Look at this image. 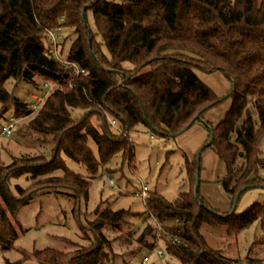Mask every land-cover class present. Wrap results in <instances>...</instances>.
Returning a JSON list of instances; mask_svg holds the SVG:
<instances>
[{
	"label": "trees",
	"instance_id": "obj_1",
	"mask_svg": "<svg viewBox=\"0 0 264 264\" xmlns=\"http://www.w3.org/2000/svg\"><path fill=\"white\" fill-rule=\"evenodd\" d=\"M53 29L69 32L59 54L83 74L76 76L72 65L46 56V31ZM70 36L74 40L66 49ZM195 70L220 72L232 82L231 108L216 126L205 114L221 100ZM9 79L31 83L41 95L44 83L60 86L34 112L30 101L7 92L4 83ZM0 102L4 111L12 105L20 121L34 115L28 138L53 146L51 159L25 156L0 167L2 251L14 249L19 237L14 218L35 197L66 196L76 212L106 163L117 155L132 162L131 133L138 126L174 139L202 124L200 119L206 121L203 125L213 130L214 140L204 150L212 149L225 166L220 183L232 201L231 211L240 190L246 188L241 199L250 189H264L258 176L264 168V0H0ZM74 111L83 114L75 116ZM109 119L117 122L118 130ZM65 157L85 166L88 176L71 172ZM59 170L64 174L55 176ZM198 171L199 163L188 164L195 188ZM23 176L29 186L12 189L13 180ZM195 188L173 203L157 193L147 196L140 235L129 233L127 240H119L127 246L135 242L136 252L152 250L157 246L156 219L179 240L177 244L161 236L178 264H237L210 248L202 228L234 236L264 217V205L229 215L214 209L199 189L200 204ZM131 216L137 215L99 206L95 218L82 227L87 245L73 251L45 248L32 257L40 264H113V243L105 230L123 235ZM28 259L24 254L16 264Z\"/></svg>",
	"mask_w": 264,
	"mask_h": 264
},
{
	"label": "rangeland",
	"instance_id": "obj_2",
	"mask_svg": "<svg viewBox=\"0 0 264 264\" xmlns=\"http://www.w3.org/2000/svg\"><path fill=\"white\" fill-rule=\"evenodd\" d=\"M68 33L62 31V37L67 38ZM68 40L66 49L71 46L74 38L70 36ZM194 72L211 89L213 95L221 100V104L205 114L206 121L216 126L225 119L231 108L232 100L229 95L233 90L232 82L220 72ZM4 88L14 98L26 101H30V95L37 91L33 84L14 79L7 80ZM73 113L75 116L83 114L81 111ZM33 116L21 119L12 136L0 135V167L9 166L14 159L25 156L44 155L51 159L53 146L28 138V125ZM11 117H18L13 106H8L4 111L0 102V134ZM93 121L98 125L95 118ZM209 133L202 123L194 125L174 139H165L153 134L146 127L138 126L131 133L134 160L130 162L129 159L124 160L121 155H117L106 163L98 177L93 179L88 199L81 200L76 212L73 211L74 201L63 195L37 196L28 205L22 206L14 218L19 237L14 249L2 251L0 248V264H16L24 254L30 256V259L23 264H40L32 257L36 250L53 248L73 251L77 246L87 245L88 241L83 239L82 227L95 218V211L99 206L101 210L110 207L113 211L126 210L137 215L127 218L130 224L122 227L123 235L109 228L105 230L106 236L113 243V264H141V260L147 255H151L149 264H178V260L167 254L162 241L158 242V246L165 252L163 257L151 254L145 248L136 252L138 247L135 242L127 246L124 241L129 238V233L139 236L145 227L141 215L146 211V204L140 196L143 186L148 188V196L157 193L170 203L175 202L180 194L194 191V176L189 180L187 166L197 163L202 149L209 144ZM90 146L98 156L95 144L90 142ZM260 151V158L263 159L264 141ZM65 162L71 172L88 176L87 169L82 164L66 157ZM199 171L200 195L214 209L229 212L232 201L220 183L226 175L225 166L212 149L202 152ZM63 174L61 170L54 173L55 176ZM258 176L264 179V168L258 169ZM109 179L114 181L116 187L109 184ZM16 184L26 188L30 183L23 176L13 180L12 189ZM256 203L264 205V189L254 188L245 192L235 214L244 213ZM202 233L211 249L221 251L225 257L237 264H264V217L234 236L210 227H203Z\"/></svg>",
	"mask_w": 264,
	"mask_h": 264
},
{
	"label": "built area",
	"instance_id": "obj_3",
	"mask_svg": "<svg viewBox=\"0 0 264 264\" xmlns=\"http://www.w3.org/2000/svg\"><path fill=\"white\" fill-rule=\"evenodd\" d=\"M62 39H63V37L61 34V29H53V30H47L46 31V37H45V43H46V48H47L46 53H45L46 56L49 58H53V59L65 64L67 66L72 65L74 68V72H75L76 76H78L79 74H83L84 71L80 70V68L76 64L70 63L67 60H63L60 57L59 47L61 45ZM72 80L70 81V84H71ZM58 86H60V85H53V84H49V83H44V84H42V89L44 90L43 95L38 94V93H33L30 95V105H31L34 112L39 110V108L44 103L47 96L51 93V91H53V89L55 87H58ZM19 121H20L19 119L15 118V117H11L9 119V121L7 122V124L3 127L0 135L3 137L12 136L13 131L17 127ZM109 123L115 130H118V124L114 119H109ZM149 136H150V138H153L152 135L149 134ZM109 184L111 186L116 187L115 183L112 179H109ZM140 196L146 202V199L148 196V188L146 186L142 187V191L140 193ZM153 220H154L155 225H156L155 241H156L157 246H155L150 251H151V254H156L158 257H163L165 255V252L163 249H161L158 246V242L162 241L161 236H165L168 239L173 240V242L177 243V244L179 243V240L177 238H173V236L168 232V230H166V228L162 225V223H160L156 219H153ZM150 261H151V255H147V256L143 257V259L141 260V264H149Z\"/></svg>",
	"mask_w": 264,
	"mask_h": 264
},
{
	"label": "water",
	"instance_id": "obj_4",
	"mask_svg": "<svg viewBox=\"0 0 264 264\" xmlns=\"http://www.w3.org/2000/svg\"><path fill=\"white\" fill-rule=\"evenodd\" d=\"M82 18H83V20L85 19V10H83V12H82ZM200 122H202L203 124L207 125L206 121H204V120H202V119H200ZM209 130H210V141H209V144H211V143L213 142V140H214V133H213V130H212V129H209ZM204 149H205V147L202 149L201 154H202V152L204 151ZM201 154H199V157H198V161H197V163L200 162ZM199 189H200V171L197 172V176H196V188H195V194H196V199L198 200V202H199L200 204H202V200H201L200 197H199ZM245 190H246V188H243V189L240 190V192L237 194V196H236V198H235V200H234V203H233V208H232V210H231V212H230L229 215H233V214H234V212H235V210H236V208H237V205H238V203H239L240 196L242 195V193H243ZM207 209H208L211 213H213V214H217V213L214 212L212 209H210V208H207ZM217 215L223 217V216L220 215V214H217Z\"/></svg>",
	"mask_w": 264,
	"mask_h": 264
}]
</instances>
